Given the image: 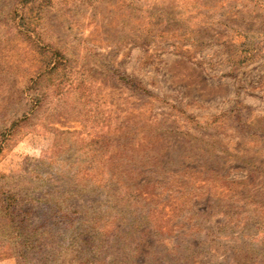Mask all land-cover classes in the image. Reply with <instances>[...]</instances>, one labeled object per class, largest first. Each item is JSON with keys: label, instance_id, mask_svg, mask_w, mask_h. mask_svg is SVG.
<instances>
[{"label": "rangeland", "instance_id": "rangeland-1", "mask_svg": "<svg viewBox=\"0 0 264 264\" xmlns=\"http://www.w3.org/2000/svg\"><path fill=\"white\" fill-rule=\"evenodd\" d=\"M264 264V0H0V258Z\"/></svg>", "mask_w": 264, "mask_h": 264}, {"label": "crops", "instance_id": "crops-1", "mask_svg": "<svg viewBox=\"0 0 264 264\" xmlns=\"http://www.w3.org/2000/svg\"><path fill=\"white\" fill-rule=\"evenodd\" d=\"M0 264H15V260L10 257H2L0 258Z\"/></svg>", "mask_w": 264, "mask_h": 264}]
</instances>
